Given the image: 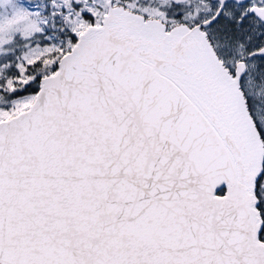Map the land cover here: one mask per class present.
I'll return each mask as SVG.
<instances>
[{
	"label": "snow or ice",
	"instance_id": "snow-or-ice-1",
	"mask_svg": "<svg viewBox=\"0 0 264 264\" xmlns=\"http://www.w3.org/2000/svg\"><path fill=\"white\" fill-rule=\"evenodd\" d=\"M0 264H264V0H0Z\"/></svg>",
	"mask_w": 264,
	"mask_h": 264
}]
</instances>
